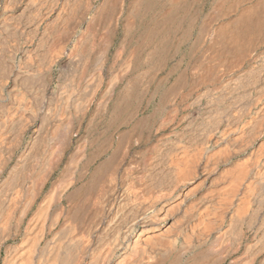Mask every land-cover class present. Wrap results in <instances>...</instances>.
<instances>
[{"label": "bare ground", "instance_id": "obj_1", "mask_svg": "<svg viewBox=\"0 0 264 264\" xmlns=\"http://www.w3.org/2000/svg\"><path fill=\"white\" fill-rule=\"evenodd\" d=\"M4 1L6 3L2 2L0 10V26L3 23L10 27L13 23L19 26L21 22L17 16L5 14L18 0ZM28 1L25 10L31 7L40 11V16L29 17L33 20L29 27L22 28L23 23L20 24L27 38L24 39L23 30L19 34L16 32L18 35L15 36L11 34L12 29L10 33H5V26H1V30L7 36L0 30L5 38L14 37L10 46L9 39L0 41V264H180L187 256H190L187 264H220L222 259L219 258H223V254L233 258L241 250L249 257L240 264H251L255 257L264 254V232L254 244H247V235L257 222L261 227L264 225V218L262 223L258 221V211L264 204V160L259 158H264V154L260 156L258 148L262 146L260 149L264 151V53L258 54L264 46V0H102L94 8V16L88 23L85 22V15L91 5L80 15L73 11L75 16L74 13L71 16L76 1L72 4V0H66L61 8L58 7V0ZM36 11L32 13L37 15ZM105 16L112 20L111 35L112 30L114 32L119 25L122 26L120 45L125 59L118 67L120 73L111 74L110 83L107 82L109 84L92 112L95 93L103 78L100 71L109 53L101 51L102 54L97 57V72L89 94L80 91L83 72L75 75L74 71L78 70L72 67L75 77L69 78V81L65 76L68 82L65 80L63 84L62 81L63 87L57 98L60 110H53L51 102L54 100L50 99V102L44 96L41 99L39 94L45 95V91L42 89L43 93L38 94L34 90L33 81L39 79L31 81L29 74H35L38 68H47V77L51 80L55 67L62 70L64 59L70 63L78 60L81 65L89 62L91 41L85 34H90L91 25ZM49 26L53 28H49L53 30L51 36L47 32ZM47 39L52 46L58 47L54 48L57 51L50 50L55 51L54 58L50 51H39L40 43L44 44ZM15 50L21 52L23 58L31 59V66L32 59L36 58V64L35 61L33 64L37 69L33 68L37 71L29 69V63L26 64L29 68L19 65L17 67H22V70L16 71L15 62L18 60L13 57ZM117 54L119 57L120 51ZM173 59H177L175 68L164 78L156 79L157 72L162 73ZM246 63H250L249 67ZM244 66L249 69L244 70ZM176 70H179L176 80L163 93L162 84L168 83ZM223 76L228 79L221 82ZM190 78L193 84L205 86V91L198 93L193 103L209 115L204 118L206 122L203 126H197L196 121L190 120L195 126L190 132L187 131L189 128L185 130L188 134L184 131L185 134L182 132L180 137L177 134L178 141L173 140V144L170 141L169 149L165 148L164 152L162 148L157 149L159 153L163 152L158 153L161 163L165 159L169 161V157L174 155L177 167H172L175 163L172 158V168L169 167L166 172L150 165V176L144 171L140 179L143 183L138 188L128 186L134 180L128 185L126 183L127 186L123 183L128 175L126 170V178L121 176L124 181L119 184L118 175L125 172L120 174L125 168H122L123 161H126L123 158L127 155L124 153L144 122L142 119L141 123H137L138 120L132 123L130 131L119 130L121 124H131L133 113H136L131 110L135 100L141 96H147L145 102L149 103L157 97L162 100L164 94L189 84ZM40 81L43 88L45 79ZM189 85L190 88L193 86ZM34 91L38 94L34 98L40 99V103L32 101ZM86 118L88 124L84 134L78 138L79 126ZM160 125L159 122L157 126ZM75 138L78 140L74 152L70 149ZM122 146L127 150H123V157L120 152V159L118 151ZM69 151L74 154L68 157L66 166L59 173L60 179L54 181L50 191L41 199L23 234L28 213L56 171L65 163ZM140 160L138 165L135 162L138 167ZM164 162V166H170L167 161ZM131 164L130 167L135 170L136 167ZM222 168L230 172L226 176L229 189L223 203L225 212H220L222 215L217 213L219 216L211 221L215 224L213 227L207 224L197 233L201 238H194L193 230L195 225L198 230L197 221L200 220L195 212L196 206L200 205L197 209L202 207L203 211L207 203L205 198L202 197L205 202L201 200L200 193L207 187L206 184L212 186L215 174ZM187 169H192L193 173L189 174ZM148 176L151 180L149 186L145 185L146 181L144 183ZM200 178L203 180L197 184ZM235 178L238 179V187L235 186L237 183L234 184ZM195 184L198 186L193 187ZM25 194H29L27 199ZM175 201L178 203L174 219L176 226L173 225L176 228L172 231V222L168 232V223L174 221L168 212ZM187 207L189 210L193 208L191 213H187ZM173 213L176 214L175 211ZM189 228L193 233L191 236H188ZM22 234L23 241L18 247L15 243ZM224 243L227 245L221 247ZM229 264H237V261L234 259Z\"/></svg>", "mask_w": 264, "mask_h": 264}, {"label": "rangeland", "instance_id": "obj_2", "mask_svg": "<svg viewBox=\"0 0 264 264\" xmlns=\"http://www.w3.org/2000/svg\"><path fill=\"white\" fill-rule=\"evenodd\" d=\"M20 0H18V2L16 1V3L14 2V4H12L11 6H12V8H10L9 7V9H8V11L7 12H5V14L7 15V16H9V15H14V16H17L19 19H20V22L21 23H23V24H21L22 25V28H24L25 26L27 27H29L30 26V22H32L33 20L32 19H34L36 16L37 17H39L40 16V11H36L35 9L33 10V8L31 9V7H29V8H27L26 7V9L27 10H25V6H26V4H27V1L28 0H21L20 2H21V4H20V2H19ZM23 1V2H22ZM26 3H25V2ZM60 1H62V3L60 2ZM65 1L66 0H58L57 2H58V7L59 8H61V7H63L64 6V3H65ZM77 2V3H75L76 5L75 6H72V13H71V16H72V14L74 13V12H77L76 14H79V13H81V12H84V9H89V6H90V9H89V11L87 12V14H86V12H85V16H86V18H85V22L86 23H88V22H91V19L93 18L92 16H94V13H95V10L96 9H94V8H97L96 6H99L100 5V3L102 2V0H88V2L86 1V0H72V4H74V2ZM128 1V0H127ZM2 2L5 4L6 3V1H2V0H0V10H1V8H2ZM29 2V1H28ZM87 2V3H86ZM18 3L20 4V5H18ZM84 3H86V4H84ZM94 3V4H93ZM16 4V5H15ZM23 5V6H22ZM84 5L86 6V7H84ZM16 6H18V7H16ZM14 7H16L15 9H13ZM20 7V8H19ZM84 7V8H83ZM24 8V10L26 11H24V10H22ZM83 8V9H82ZM207 9L209 8V4L207 5V7H206ZM13 9V10H12ZM29 9V10H28ZM74 9V10H73ZM82 9V10H81ZM16 12H15V11ZM21 10H22V12H21ZM36 11L38 14L36 15L35 13L33 14L32 12L33 11ZM60 10H62V9H60ZM14 11V12H13ZM21 13H20V12ZM62 11H64V10H62ZM61 11V12H62ZM74 11V12H73ZM78 11H80V12H78ZM86 11V10H85ZM94 11V12H93ZM13 12V13H12ZM20 14V15H17V14ZM23 13H24V15H23ZM22 14V15H21ZM28 16H26V15ZM12 15V16H13ZM80 15V14H79ZM73 16H75V13L73 14ZM24 17H27V18H32V19H30L29 18V20H27V18H25V20H24ZM89 18V19H88ZM105 18V19H104ZM104 18H102V20L100 21V22H98L97 24H95V25H91V26H93V29H90L89 30V32H90V34L89 33H87V34H85V35H87V37L86 38H88V37H90L89 38V40L91 41L89 44L91 45L90 46V50H91V52H92V54H91V56H90V59L88 60L89 62H87L85 65H81L80 64V61H78V60H76V61H74L73 63H70V62H68L66 59H64L63 61H62V63H64V64H62L61 63V66H62V70L60 71V69H59V67H55V73H54V75H53V78L50 80V79H48V77H47V68H43V70H42V68H38V71L37 70H35V69H37V68H35L36 66L33 64V62L35 61V59L33 60L32 59V65L33 66H31V63H29V62H31V59L29 60V58H23V54H21V52H17L16 50L14 51V53H13V57L15 56V58H16V61L18 60V62H15V70L17 71L18 69H19V71L20 70H22V67H17V66H23V67H27V68H29V69H33V70H35V71H37L35 74H33V75H31L32 74V72L29 74V77L31 78V81H33L34 79H35V81H36V79L38 80V81H40V80H44L45 79V81H44V83L43 84H47V83H49V84H47V86H43V88H42V86H41V81L40 82H38V81H36V82H34L33 81V88H34V90L35 91H37V93L39 94V93H43L42 92V89H43V91H45V93H43V94H45L46 95V97H45V95H40L39 94V96H41V99L43 98V96H44V98L45 99H49V101H50V99L51 100H54L53 102H51V105H52V103H53V105H52V107H53V110H55V109H57V108H59V109H57V111L58 110H60V105L61 104H59V102H60V100H57V98H59V96H60V90H62V87H63V84L64 83H66V82H68V80H69V78H74L75 76L73 75V70H72V67H73V69L74 68H76V70H78V71H74V73H76L75 75H77V74H79L80 73V71H82L83 72V80L80 82V91H81V93H86V94H89L90 92H91V87L93 86V81H94V79H95V73L97 72V57L99 58V56L102 54V52H104L105 50H107V52H106V54L107 53H109L108 55H106L107 56V60H106V64H105V66L103 67V68H101L102 69V71H100V73L102 74V83H101V86H99V88L97 89V91H96V93H95V102H94V105L92 106V109H91V111L93 112V110H95L96 109V105H97V103L100 101V99H101V94H102V91L104 92L105 90H106V88H107V86H108V84L110 83V80L111 79H109V78H111V76L112 75H114V74H119L120 73V66H121V64H122V62L124 61V59H125V53H122L123 52V48L121 47V41H122V39H123V32H122V26L121 25H119L117 28H116V30L113 32V30H112V35H111V29H112V20H111V18H109V16H105ZM103 19H104V21H103ZM107 19V20H106ZM31 20V21H30ZM29 21V22H28ZM111 21V22H110ZM2 22V21H1ZM25 22H27V23H25ZM104 22V23H103ZM108 22H110L109 24H108ZM4 24H6V23H3V26H5V27H3L2 25V27L4 28V32L6 31H8L9 33L13 30V32H11V34H13L14 36L15 35H18L19 33H21V31L23 30H21V28H20V24H19V26H18V24H16V23H13V24H11V27H10V25L8 26V24L7 25H4ZM17 25V26H16ZM103 25V26H102ZM1 26H0V30H1ZM13 26V27H12ZM95 26V27H94ZM20 29H19V28ZM51 26H49L47 29L49 30V28H50ZM107 27H109L108 28V30H106L107 29ZM10 28V29H9ZM16 28V29H15ZM18 28V29H17ZM52 28V27H51ZM50 28V29H51ZM84 28H85V24H84V26H83V29H82V32H84L83 30H84ZM12 29V30H11ZM53 29V28H52ZM17 30V31H16ZM47 30V32H48V34L51 36L53 33H51V32H53V30H49L48 31ZM93 30V31H92ZM2 31V30H1ZM1 31H0V34H2V35H0V38L2 39V40H0L1 42L2 41H6V39L8 40L9 38V36L7 37V38H5L6 36H7V34H5L3 31V33L6 35V36H4V34L3 33H1ZM24 31V30H23ZM22 31V35H24L23 37H24V39L25 38H27L26 37V33H25V31L23 32ZM41 31H42V28H41ZM96 31V32H95ZM16 32H18V34L16 33ZM50 32V33H49ZM91 32H93V33H91ZM8 33V34H9ZM89 34V35H88ZM103 34V35H102ZM10 35V34H9ZM13 35H11V36H13ZM81 35V34H80ZM93 35V36H92ZM100 35V36H99ZM5 38H3V37ZM14 37H12V39H13ZM12 39H11V37H10V39H9V41L8 42H10L9 43V46L11 45V43L13 42L12 41ZM92 39V40H91ZM94 39V40H93ZM12 41V42H11ZM7 42V43H8ZM94 42V43H93ZM49 43V44H48ZM41 44V48H39V51L41 50V52H43V53H45V52H47V51H50V50H52V49H54V48H57L58 49V47H54V46H52L51 44H50V42L48 41V39H47V42H45L44 44L43 43H40ZM47 44V45H46ZM13 46H14V43L12 44ZM43 45V46H42ZM4 46V45H3ZM6 46H4V48H5ZM44 47V48H43ZM46 47V48H45ZM62 47V46H61ZM60 46H59V48H61ZM92 48V49H91ZM43 49H45V50H43ZM49 49V50H48ZM94 49V50H93ZM47 50V51H46ZM55 50V49H54ZM122 50V51H121ZM55 51H57V50H55ZM55 51H50L51 53H53L52 54V57L54 58L56 55H55ZM98 51V52H97ZM102 51V52H101ZM120 51V53H121V55H119V57H118V54H117V52H119ZM259 52H261V53H259ZM20 53V54H19ZM57 53V52H56ZM101 53V54H100ZM262 53H264V46H262L261 48H260V50L258 51V54H262ZM100 54V55H99ZM21 55V56H20ZM123 55V56H122ZM20 57V58H19ZM19 58V59H18ZM23 59H28L27 61H25V60H23ZM22 62H20V61ZM176 60L177 59H173V60H171L170 62H171V64H170V62L166 65V67H165V69L164 70H162V73H161V71H158L157 72V74H156V79L158 78V80H160V79H162V78H164L165 76H166V74L168 73V72H170L173 68H175V64H176ZM65 61H67V62H65ZM25 62V63H24ZM78 62V63H77ZM117 62V63H116ZM175 62V63H174ZM27 63H29V64H27ZM21 64H23V65H21ZM29 65V67L27 66V65ZM35 64H36V61H35ZM68 64V65H67ZM91 64H93L95 67H93V65H91ZM171 66H170V65ZM250 63H246L245 65H249ZM25 65V66H24ZM75 65V66H74ZM108 65V66H107ZM81 66H83V67H81ZM247 66H244L243 67V69L245 68L246 69V71H247V69H249ZM25 67V68H26ZM35 69H34V68ZM66 67V68H65ZM80 67V69H78ZM119 67V68H118ZM65 68V69H64ZM31 69V70H32ZM88 69V70H87ZM100 69V70H101ZM170 69V70H169ZM244 69V70H245ZM42 70L43 72H40V71ZM75 70V69H74ZM84 70V71H83ZM87 72H86V71ZM64 71V72H63ZM70 71H71V73H70ZM96 71V72H95ZM114 71V72H113ZM40 72V73H39ZM69 72V73H68ZM90 73V75H89V73ZM160 72V73H159ZM165 72V73H164ZM193 72V71H192ZM58 73L60 74L59 76H58ZM86 73V74H85ZM88 73V74H87ZM94 73V74H93ZM159 73V74H158ZM165 75H164V74ZM37 74H38V76H37ZM71 74V75H70ZM112 74V75H111ZM178 74H179V70H176L175 71V73L173 74V76L171 75L170 77H169V82L168 83H164V84H162V86H163V88H162V91H163V93H164V90L166 89V87L169 85L170 86V84H173L174 83V81L176 80V76H178ZM32 77H31V76ZM65 76H67V79L68 80H66V77ZM88 76V77H87ZM37 77V78H36ZM38 77H40V78H38ZM44 78V79H43ZM59 78V79H58ZM63 78V79H62ZM65 78V79H64ZM172 78V79H171ZM55 79V80H54ZM103 79H105V80H103ZM155 79V80H156ZM228 79V77H226V76H223V77H221L220 78V81L221 82H224V80L226 81ZM59 80H61V81H59ZM65 80H66V82H65ZM158 80H156V82L155 83H158ZM192 79L190 78V80H189V84H191V85H193V86H191V88H190V85L189 84H187L186 86H182V87H180V90H176L175 92H171V93H168L167 95L166 94H164V97H163V101L161 100V98L160 97H157L152 103H149L148 101L147 102H145L146 100H148V98H147V96L145 97V96H141V97H144L143 99H141V97H139L138 99H136L135 100V102H134V104H133V106H132V109L131 110H133V111H135L136 113H137V115H136V113H133V120H131V124L129 125V124H126L125 125V123L124 124H121L120 125V128H119V130L121 131V132H125L124 130H126V131H130L129 129H130V127H131V125H132V123L134 124V122L136 123V121L138 120V122L137 123H141L142 122V119L144 120V122H142V125H141V128H143V125L145 126L143 129H141V128H139V131L138 132H135L136 134H135V138H133L132 140H133V142H132V145L128 148V151L126 152V150H125V146H122V147H120V148H122L120 151H118V157L120 158V159H122V157L124 156V155H126L125 156V158H123L124 160H126V161H123V164H124V162H125V164H127V165H125L124 164V166L122 167V168H124V169H122V171L120 172V174L123 172V171H125V172H123V174H121V175H118V178L117 179H119V184H122L121 182H123L124 181V179L126 178L125 176V174H127V171H128V175H127V179H125V181L123 182L125 185H126V183H127V185H128V183H130V181L132 182L133 180V184H131L130 183V185H128L129 187H131V185H133L132 186V188L133 187H136V188H138V186L140 185V184H142L143 182H140V181H142V180H140L141 179V176L142 175H144L145 173H144V171L146 172V174L147 175H149V174H151V172H149L150 171V169H152V168H149L150 167V165L151 166H154L155 168H157V169H159V170H161V171H164L165 170V172L168 170V169H170V168H172V167H177L175 164L177 163L176 162V159H175V157H174V155H171L170 157H169V161L168 160H162L163 161V163H161V160H160V156H158V151L159 150H162L163 152L166 150L165 148H167V149H169V147L171 146V143H170V141L172 142V144L173 143H175L174 141H178V138L180 137V134L182 135L184 132L185 133H187V131H189L190 132V130H191V127H193V126H195V124H197V126H203L204 124H205V122H206V120L204 119L206 116L208 117V113L203 109V111L204 112H202V111H200V110H202V109H200L199 108V106H197V105H195L194 103H193V101H195V97L197 96V94L198 93H201V92H203V91H205L204 90V88H205V86H203V85H195V83L193 84V80L191 81ZM53 81V82H52ZM62 81H63V84H62ZM70 81V80H69ZM38 82V83H37ZM46 82V83H45ZM104 82V83H103ZM107 82H109V83H107ZM171 82V83H170ZM35 83H37V85L35 84ZM83 83V84H82ZM42 84V85H43ZM51 84V85H50ZM58 84H61V85H58ZM120 84V83H119ZM118 84V85H119ZM38 87V85H40L38 88L36 87V86ZM57 85V86H56ZM115 86V93H116V91L118 90V87L119 86ZM188 86V87H187ZM198 86V88H196ZM41 87V88H40ZM48 87V88H47ZM88 87V88H87ZM106 87V88H105ZM153 87H154V85H153ZM193 87H195V88H193ZM38 89V90H37ZM39 89H40V91H39ZM186 89V90H185ZM194 89V90H193ZM206 89V88H205ZM48 90V91H47ZM51 90V91H50ZM34 91V92H35ZM39 91V92H38ZM32 92V94H34L32 97H33V102L35 101L36 103H37V101H39L38 103H40V99L38 100H36V98H34L35 96L37 97V93L35 92ZM51 92V93H50ZM179 92H181V93H179ZM14 93V92H13ZM17 92H15V94H16ZM58 93V94H57ZM177 93H179L178 94V96H177ZM183 93H185V94H183ZM190 93H192V94H190ZM35 94H37V95H35ZM49 94V95H48ZM187 94V95H186ZM189 94V95H188ZM182 95H183V97H182ZM186 95V96H185ZM192 95H194V97L192 96ZM168 96V97H167ZM180 96H181V98H180ZM189 96V97H188ZM52 97H53V99H52ZM167 97V98H166ZM185 97H188V98H185ZM40 98V97H39ZM177 98V99H176ZM180 98V99H179ZM182 98H183V100H182ZM194 98V99H193ZM145 99V100H144ZM158 99V100H157ZM175 99V100H174ZM179 99V100H178ZM43 100V99H42ZM56 100V101H55ZM144 102H143V101ZM157 100V101H156ZM159 100H160V102H159ZM165 100V101H164ZM177 100V101H176ZM140 101V102H139ZM176 101V102H175ZM179 101V102H178ZM157 102V103H156ZM159 102V103H158ZM174 102H175V104H174ZM177 102H178V104H177ZM191 102V103H190ZM59 105H58V104ZM136 103H140V105L139 104H137L136 105ZM172 103V104H171ZM193 103V104H192ZM159 104V105H158ZM177 104V105H176ZM141 105H143L142 107H141ZM148 105V106H147ZM165 105V106H164ZM187 105H189V107L187 106ZM54 106H55V108H54ZM95 106V107H94ZM135 106V107H134ZM138 106V107H137ZM158 106H161V107H158ZM167 106V107H166ZM174 106H175V108H174ZM192 108H196L195 110L194 109H192ZM166 107V108H165ZM134 108V109H133ZM137 110H136V109ZM155 108V109H154ZM160 108V109H159ZM158 110V111H157ZM194 110V111H193ZM198 110V112H196ZM56 111V110H55ZM90 111V115H91V112ZM156 111V112H155ZM200 111V112H199ZM159 113V114H158ZM188 113H191V115L189 116L188 115ZM204 113V114H203ZM151 114V115H150ZM206 114V115H205ZM208 114V115H207ZM196 115H197V118H195L196 117ZM203 115H205V116H203ZM144 116V117H143ZM150 116V117H149ZM151 116H153V117H151ZM192 116H193V118H192ZM202 116H203V118H202ZM128 118H129V114H128V116H127ZM142 117V118H141ZM146 117V118H145ZM201 117V118H200ZM206 117V118H207ZM136 118H138V119H136ZM139 118H140V120H139ZM87 119V120H86ZM84 121H82L81 122V125L79 126V129H78V131H79V137L78 138H80L83 134H84V130L86 129V126H87V124H88V118H86ZM147 121H146V120ZM156 119V120H155ZM193 119V120H192ZM151 121V123H150V121ZM190 120H192V121H196L195 122V124H194V122H191ZM204 120V121H203ZM133 121V122H132ZM145 121L147 122L146 124H145ZM202 121H203V123H202ZM159 122H160V124H162V126L160 125V126H157V125H159ZM163 122V123H162ZM144 123V124H143ZM150 123V124H149ZM156 123V124H155ZM193 123V124H192ZM86 124V125H85ZM149 124V125H148ZM190 124V125H189ZM192 124V125H191ZM125 127H124V126ZM187 125V126H186ZM154 126V127H153ZM156 126H157V128H156ZM185 126L187 127V128H185ZM82 127V128H81ZM122 127V128H121ZM128 127V128H127ZM153 127V128H152ZM125 128V129H124ZM149 128V129H148ZM158 128H161V129H159L158 130ZM189 128V129H188ZM148 129V130H147ZM151 129V130H150ZM188 129V130H187ZM146 130V131H145ZM158 130V131H157ZM185 130H187V131H185ZM150 131V132H149ZM184 131V132H183ZM144 132V133H143ZM148 132H149V134H148ZM152 132V133H151ZM156 132V133H155ZM183 132V133H182ZM142 133V134H141ZM184 133V134H185ZM145 134V135H144ZM179 135V137H178V135ZM188 134V133H187ZM149 135V137H147V136ZM150 136H151V138H150ZM143 137H144V139H143ZM146 137V138H145ZM139 138L141 139V140H139ZM177 138V139H176ZM77 138H75V142L73 143V145H72V148L70 149L71 151H74L75 152V145H77V140H76ZM143 139V140H142ZM146 140V141H145ZM160 140V141H159ZM174 140V141H173ZM115 141H118V139L117 140H115ZM136 141H138V143L136 142ZM141 141V142H140ZM123 142H126V141H122V143ZM137 144H136V143ZM76 143V144H75ZM166 144V146H165V144ZM168 144H170V146L168 145ZM57 144L55 143V146H56ZM164 145V146H163ZM168 145V146H167ZM74 146V147H73ZM156 146V147H155ZM157 146H158V148H157ZM159 146H161L160 148H159ZM124 147V148H123ZM152 148H154V149H152ZM162 148V149H161ZM259 148V155L261 156H263V154H264V151H263V149L261 150L260 148H262V146H259L258 147ZM157 149H159L158 151H157ZM123 150H125L124 152H126V153H124V155H123ZM150 150V151H149ZM71 151H69L68 153L70 154H68L66 157V159H65V163L64 164H62V166H61V168L58 170V171H56L57 173H55V175H54V177L52 178V182L50 181L49 183H48V185H47V187L45 188V190L43 191V194H41V196L39 197V199H38V202L34 205V207L32 208V210L28 213V215H27V220H26V223H25V225H24V227H23V234H24V231H26L25 229H26V227H27V225H28V222H29V220L33 217V215H34V213L35 212H37V210H38V208H39V203H40V201H41V199H43V197L50 191V189H51V187H52V185L58 180V179H60V177H58V176H60L59 175V173L62 171V169H63V167L64 166H66V164H67V160H68V157H70L71 155H73L74 154V152L72 153ZM144 153H143V152ZM153 151H156V152H153ZM162 151H160V153H163ZM218 151V150H217ZM120 152H122V154L120 153ZM148 152V153H147ZM262 152V153H261ZM140 153H142V154H140ZM159 153V154H160ZM120 154H121V156H120ZM152 154V155H151ZM155 154H157V156L155 155ZM151 155V156H150ZM154 155H155V157H154ZM145 156V158H143ZM153 156V159L151 158ZM135 157V158H134ZM142 157V158H141ZM139 158L141 159L140 160V163H141V165H139V167L137 166L138 165V160H139ZM157 158V159H156ZM170 158H172L174 161H175V163H173V160L171 161L170 160ZM260 158V160L262 159V161L264 160V158H262V157H259ZM138 159V160H137ZM168 159V158H167ZM100 160V162L102 161V159H99ZM135 160V161H134ZM138 162H137V161ZM146 160V161H145ZM155 160V161H154ZM156 160H157V162H156ZM134 161V162H133ZM159 161V162H158ZM164 161H167V163H168V165H170V166H164V164H165V162ZM130 162V163H129ZM131 162H132V164H131ZM135 162H137L136 164H135ZM149 162V163H148ZM154 162H156V164L154 163ZM171 162V163H170ZM187 162H189V161H187ZM134 163V164H133ZM139 163V164H140ZM144 163V164H143ZM145 163H148V164H145ZM170 163V164H169ZM174 165H173V164ZM122 164V165H123ZM130 164H131V166L133 165V166H135L136 168H135V170H133V168L132 167H130ZM156 166H155V165ZM157 164L159 165V166H157ZM171 164H172V167H171ZM189 164V163H188ZM143 165V166H142ZM160 165L163 167H160ZM166 165V164H165ZM142 166V167H141ZM214 166V165H213ZM213 166H210L209 168H213ZM146 167H148V168H146ZM168 167V168H167ZM170 167V168H169ZM132 168V169H131ZM138 168V169H137ZM145 168V169H144ZM162 168V169H161ZM167 168V169H166ZM142 171H141V170ZM149 169V170H148ZM164 169V170H163ZM180 169V168H179ZM182 169V168H181ZM226 169V168H225ZM225 169H221V170H219L216 174H215V179L217 180V181H219V179H220V181L219 182H217V181H215V179L214 180H212V186L210 187V185L209 184H206V188H204V187H202V188H204V190L202 191V193H204V194H202V193H200V195H201V200H203V198H205V201H207V203L205 202V205H206V207H204L203 206V211H201L202 210V207L198 210L197 208H199V207H197V206H200V205H197L196 206V209H195V212L197 213V215L199 216V219L200 220H198L197 221V223L200 225H198L197 223V225H198V230H196L197 228H196V225H195V230H193V233H191V228H189V230H190V234L188 235V236H191V234H193L194 235V238H196L197 236V238H201V237H199V235H197V233H199L200 232V230L205 226V225H207L208 224V227H213L215 224L213 223L214 222V219H216L215 217L218 215L217 213H219V215H222L223 214V212H225L224 210H225V205L223 206V203H224V201H225V198H226V194L225 193H227L228 192V185H227V179H226V176L228 175L229 176V171H227V172H229V173H227V172H225L224 170ZM127 170V171H126ZM140 170V171H139ZM129 171H133L132 173L131 172H129ZM140 172V175H139V172ZM148 171V172H147ZM221 171V172H220ZM187 172H189V174H192L193 173V171H192V169H191V171L189 170V169H187ZM190 172H192V173H190ZM223 172V173H222ZM138 175H137V174ZM149 173V174H148ZM130 174V175H129ZM132 174V175H131ZM221 174V175H220ZM134 175H136L137 177H135ZM225 175V179L223 178V176ZM121 176H123L124 177V179H123V177L122 178H120ZM133 176V177H132ZM150 176V175H149ZM149 176L146 178V179H144V183H145V181H146V183H145V185H147V186H149V185H151V184H149L150 182L149 181H151L150 180V178H149ZM190 176V175H189ZM198 176H201V175H198ZM131 177H132V179H131ZM128 178H129V180H128ZM134 178V179H133ZM149 178V179H148ZM57 179V180H56ZM139 179V180H138ZM121 180V181H120ZM136 180H138V181H136ZM201 180H203V178H200L199 179V181H197V184H199L200 182H201ZM55 181V182H54ZM148 181V182H147ZM136 182V183H135ZM217 182V184H215ZM152 183V182H151ZM235 183H237L235 186L236 187H238V184H239V182H238V179L236 180V178H235V181H234V184ZM135 184H136V186H135ZM215 184V185H214ZM221 184H222V186H221ZM223 184H225L224 186H223ZM51 185V186H50ZM126 185V186H127ZM196 186H198V185H196L195 184V186L193 185V187H196ZM217 188V189H216ZM221 190H219V189ZM213 190H215V191H213ZM217 190H218V192H217ZM198 192H199V190H197ZM226 191V192H225ZM207 192H210V193H207ZM208 195H207V194ZM219 195H218V194ZM206 194V195H205ZM216 194V195H215ZM204 195V196H203ZM215 197V198H213V196ZM221 195V196H220ZM224 195V196H223ZM206 196V197H205ZM29 197V194H25L24 195V198L25 199H27ZM203 197V198H202ZM218 197V198H217ZM207 199V200H206ZM221 199V200H220ZM218 200V201H217ZM209 201V202H208ZM218 202H220V204L218 203ZM208 204V205H207ZM225 204V203H224ZM188 205H190V204H188ZM215 205H218L217 207H215ZM176 206H178V203L176 204V201L175 202H173L172 204H171V209H170V213L168 212V214H170V217L174 220V219H176V216L175 215H177V210H178V208L176 207ZM263 206V207H262ZM261 207L262 208H260L259 209V211H258V218H260V219H258V221L260 220V223H262V219L264 218L263 216H264V204L262 205ZM169 207V208H170ZM173 207V208H172ZM189 207V206H188ZM187 207V213H191L192 212V209L190 208V210H189V208ZM191 207H193L192 205H191ZM209 207V208H208ZM221 207V208H220ZM223 207H224V209H223ZM168 208V209H169ZM211 208V209H210ZM215 208V209H214ZM217 208H220V209H217ZM213 209V210H212ZM217 209V210H216ZM197 210V211H196ZM211 210H212V212H211ZM216 210V211H215ZM173 211H175L176 212V214H174L173 213ZM198 211H200V213L201 214H199V212ZM223 211V212H222ZM171 212H172V214L173 215H171ZM212 213V214H214V215H210V213ZM220 212H222V214L220 213ZM30 215V216H29ZM218 215V216H219ZM173 216H175V218L173 217ZM217 216V217H218ZM201 217H202V219H201ZM213 217V218H212ZM210 218V219H209ZM211 221H213V222H211ZM172 222H174L173 224H172V231H173V229H175L176 227H174L173 225H175L176 226V224H175V220L174 221H170L169 223H168V225L167 226H169V225H171V223ZM204 222V224H202ZM210 222V223H209ZM206 223V224H205ZM195 224V223H194ZM174 227V228H173ZM260 227H261V225L259 224V222H257V226H255L254 227V229L253 230H251L250 232H249V234L247 235L248 236V241H247V244H254L255 242H256V239H260L261 238V236H262V233L264 232V225L261 227V229H260ZM171 227L169 226V228L167 229L166 228V230L169 232V230L171 231V229H170ZM263 228V229H262ZM256 229H260V230H257V232L256 233H254L255 232V230ZM196 233V234H195ZM23 234L21 235V236H19L18 237V239H17V241H16V243H15V245L17 246L18 245V247H20V245H21V243H22V241H23ZM196 236V237H195ZM193 237V236H192ZM191 237V238H192ZM190 238V239H191ZM193 238V239H194ZM194 240H196V239H194ZM17 242H18V244H17ZM218 242H216V244H217ZM226 243V242H225ZM222 244L221 245V247H225L227 244ZM243 253H245L244 251H240L235 257H233V258H229L228 256H225V254H223L224 256H223V258L222 257H220L219 255H218V257H220L219 259H222V261H220V264H229V262H231V261H234V259H235V262L237 261V264H240V263H242L244 260H247L248 259V257H249V255H247V253H246V255H244ZM209 255H211V254H209ZM188 257H190V256H187V257H185V258H182V261L180 262V264H187L188 263ZM211 257H212V255H211ZM238 257V258H237ZM240 257V258H239ZM245 258V259H244ZM237 259V260H236ZM255 259V260H254ZM253 260V262L251 261V264H264V254H261V255H258V257L256 258H254ZM191 260V259H190ZM193 260V259H192ZM224 260V261H223ZM243 260V261H242ZM247 264H250V263H247Z\"/></svg>", "mask_w": 264, "mask_h": 264}]
</instances>
